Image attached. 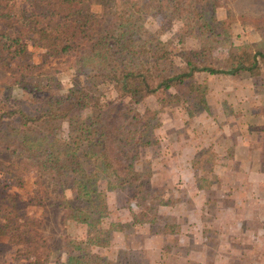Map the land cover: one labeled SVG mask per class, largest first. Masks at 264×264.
I'll return each instance as SVG.
<instances>
[{
    "label": "rangeland",
    "instance_id": "obj_1",
    "mask_svg": "<svg viewBox=\"0 0 264 264\" xmlns=\"http://www.w3.org/2000/svg\"><path fill=\"white\" fill-rule=\"evenodd\" d=\"M90 1L92 8L100 12L93 21V30H101L109 22L113 9L141 0ZM223 3L216 9L212 22L214 34L221 39L212 53L222 65L228 56L227 40L260 41L254 27L241 25L238 15L244 11L264 12V0H223ZM25 6V0H17L14 15L0 17V112L20 109L37 114L46 109L45 103L35 100L21 86L22 80L42 85L41 96L46 94L43 90L61 95L83 85L109 98L122 95L116 88L103 85L93 72L77 73L79 55L48 56L32 42L30 32L26 34L28 37L21 35L24 23L19 14ZM144 10L148 12L147 8ZM144 33L167 40L171 59L177 64H182L176 54L178 47L199 46L198 38L183 33L181 21H168L162 14L146 26ZM18 35L27 42V52L19 64L17 56L12 57L3 49V41ZM192 79L194 88L181 83L167 89L169 103L164 107L153 96L133 105L140 111L147 107L156 111L141 136L137 167L149 176L152 191L163 194L166 202L160 205V219L148 221L136 230L125 224L116 230L119 222L130 217L127 207L141 208L142 199L132 196L129 187L105 189L106 182L101 180L99 186L108 204L103 227L111 230L112 235L108 246L93 249L100 250L106 259L111 260L117 249L122 248L133 251L135 256L141 254L142 260L151 264H264V207L247 200L250 191L254 192L252 184L243 188L223 185V176L227 178V174L217 172L227 166L237 168L238 159L232 158V151L234 142L240 138L248 140L251 147L264 148L258 147L264 140V68L255 75L198 71ZM117 103L119 109L131 104L126 96H120ZM28 125L34 127L32 122ZM19 126L21 121L14 114L0 128L10 131ZM54 126L56 137L64 138L66 122L59 120ZM36 129L41 135L46 133L39 127ZM69 181L64 176L66 187L57 189L59 183L32 160L0 146V224L13 220L20 232L36 227L50 249L43 264H61L66 260L69 252L64 243L65 232L83 237L84 225L73 222L65 206L67 198L74 206L82 203L69 188ZM245 187L251 189L244 190ZM237 188L240 193L235 191ZM238 194L242 197L241 204L235 202ZM21 245L9 240L6 233H0V264H27Z\"/></svg>",
    "mask_w": 264,
    "mask_h": 264
},
{
    "label": "trees",
    "instance_id": "obj_2",
    "mask_svg": "<svg viewBox=\"0 0 264 264\" xmlns=\"http://www.w3.org/2000/svg\"><path fill=\"white\" fill-rule=\"evenodd\" d=\"M16 1L0 0L1 18L14 15ZM25 1V10L19 14L24 23L21 35L30 32L32 42L42 47L48 56L79 55L77 73L93 72L103 85L116 88L122 95L109 98L83 85L61 95L43 90L46 94L41 96L42 85L22 80L21 86L35 100L45 103L46 109L37 114L20 109L2 110L0 125L17 114L21 126L10 131L0 128V146L32 160L59 183V190L67 185H64L63 177L70 179L69 188L82 202L74 206L69 198L65 199L69 217L73 222L82 223L84 229L82 238L64 233L69 253L61 264H151L142 260L141 254L135 256L130 250L119 248L115 257L109 260L100 250L93 249L108 246L112 235L111 230L103 227L108 204L105 192L99 186L101 180L106 182L105 189L129 187L132 196L142 199L141 208L127 207L130 217L126 222H119L116 230L123 224L136 230L148 221L160 219V205L166 202L163 194L152 191L149 176L137 167L141 158V136L156 111L149 107L140 111L133 105L153 96L159 106L164 107L169 103L167 89L181 83L194 88L192 78L198 71L261 73L264 68V12L244 11L238 15L241 25L254 27L260 41L236 43L227 40L228 56L222 65L212 53L221 41L214 34L212 22L216 18V9L224 5L223 0L132 1L113 9L109 22L101 30H93L98 12L92 8L90 0ZM144 8L148 12L145 13ZM159 14L171 22L178 19L183 33L199 40L198 47L181 45L177 48L176 54L182 64L171 59L172 50L167 40L144 33L146 26ZM3 46L12 57H18L17 64L27 52V42L20 35L8 37ZM120 96L128 97L131 104L119 109L117 99ZM59 120L67 124L64 138L56 137L54 131V124ZM29 122L33 123V128L29 127ZM36 127L46 133L41 135ZM13 223V220H7L0 224V233H6L9 240L22 244L27 264L47 261L50 249L40 231L29 227L20 232L18 225Z\"/></svg>",
    "mask_w": 264,
    "mask_h": 264
},
{
    "label": "crops",
    "instance_id": "obj_3",
    "mask_svg": "<svg viewBox=\"0 0 264 264\" xmlns=\"http://www.w3.org/2000/svg\"><path fill=\"white\" fill-rule=\"evenodd\" d=\"M234 143L232 158L238 159V166L235 169L221 165L223 168L217 171L218 175H220L219 172L223 175L225 172L227 174V178L223 176L225 181H222V184L233 185L234 188H236V185L243 188L245 185L252 184L254 192H249L250 194L246 196L247 200H254L258 205L264 207V148L251 147L248 140L241 138ZM258 147H264V140L261 141V145ZM250 189V187H245L244 190ZM235 191L237 193L241 192L238 188ZM235 202L239 204L243 202L239 194L235 195Z\"/></svg>",
    "mask_w": 264,
    "mask_h": 264
}]
</instances>
